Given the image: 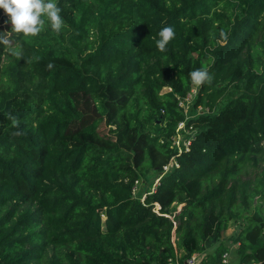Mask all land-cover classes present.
<instances>
[{
	"label": "trees",
	"instance_id": "obj_1",
	"mask_svg": "<svg viewBox=\"0 0 264 264\" xmlns=\"http://www.w3.org/2000/svg\"><path fill=\"white\" fill-rule=\"evenodd\" d=\"M55 2L35 36L0 8V264H264V0Z\"/></svg>",
	"mask_w": 264,
	"mask_h": 264
},
{
	"label": "clouds",
	"instance_id": "obj_2",
	"mask_svg": "<svg viewBox=\"0 0 264 264\" xmlns=\"http://www.w3.org/2000/svg\"><path fill=\"white\" fill-rule=\"evenodd\" d=\"M2 8L11 23L12 29L16 33L25 35H37L44 27V16H47L51 23V28L59 33L64 24L60 15L61 8L58 7L55 0H0ZM159 39L156 41V47L164 52L167 45L175 37V31L171 26L163 27L159 33ZM224 36V33H221ZM51 67V65H49ZM191 82L196 86L211 85L213 75L207 68L194 70L190 73ZM12 122V127L19 129V119L9 114L7 116ZM24 133L20 130L13 132V136H21Z\"/></svg>",
	"mask_w": 264,
	"mask_h": 264
},
{
	"label": "rangeland",
	"instance_id": "obj_3",
	"mask_svg": "<svg viewBox=\"0 0 264 264\" xmlns=\"http://www.w3.org/2000/svg\"><path fill=\"white\" fill-rule=\"evenodd\" d=\"M185 107L187 108V105H185ZM255 173V170L254 169H250L247 173H245V174H243L242 175V179H246V178H249V177H252L253 176V174ZM151 174H153V173H151V172H148V175H147V177H150V179L153 177V175H151ZM142 180L140 179L139 180V184H140V182H141ZM157 182V178H155V180H154V182H153V184H154V187H155V183ZM142 183L144 184V187H145V189L143 190V193H145V190L146 189H148L147 188V184H149L148 183V181H145V179H143V181H142ZM139 184H138V187H139ZM151 189H152V186L150 187ZM149 188V189H150ZM139 189V188H138ZM142 193V194H143ZM143 198V197H142ZM178 207H179V205H178ZM229 225H228V227H227V229H226V231H225V234H229V233H231V232H235L236 230H238V229H240V225L238 224V223H236V222H234V221H232V219L231 220H229ZM174 238V237H173ZM220 239L221 240H226L229 244V247H230V249H229V251L227 252L228 253V262H229V264H236L237 263V261H238V254H236L235 253V250H234V248H235V243H230V236H225V235H221L220 236ZM216 244H218V242L217 241H213V242H211V243H209L208 245H207V247L205 248V251L204 252H202L201 254H199V258H201L203 255H204V253L205 252H211V251H213V249H214V247L216 246ZM178 252H179V254H180V252H181V250L179 249V250H177ZM195 253V252H194ZM231 253V254H230ZM181 255V254H180ZM197 256H198V254H196ZM186 258V257H185Z\"/></svg>",
	"mask_w": 264,
	"mask_h": 264
},
{
	"label": "built area",
	"instance_id": "obj_4",
	"mask_svg": "<svg viewBox=\"0 0 264 264\" xmlns=\"http://www.w3.org/2000/svg\"><path fill=\"white\" fill-rule=\"evenodd\" d=\"M195 88H193L187 95L186 97H184L183 100H180L179 103L185 107V105L188 104V102H190L191 97H192V93L195 92ZM184 127V121H179L178 125H177V130L180 131L182 128ZM179 137L181 138V133H178L177 136H174V139L176 141V143L179 145V149L181 147L180 141H179ZM189 139H184V144L187 146L189 144ZM175 163L174 158L172 157L171 160L163 165V172H165L166 170L169 169V167ZM159 177H157L158 180ZM153 189V187H152ZM177 255L175 257H168L166 264H196V260H197V255L196 253H192L191 255L187 256L186 258H184L183 260H181L179 258V252L176 251ZM221 264H229L228 262V253L224 252L222 255V263Z\"/></svg>",
	"mask_w": 264,
	"mask_h": 264
}]
</instances>
